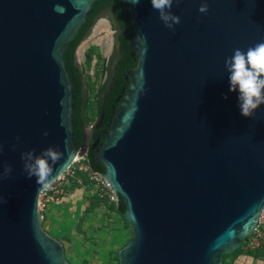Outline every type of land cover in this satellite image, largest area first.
<instances>
[{
    "label": "water",
    "instance_id": "95a60500",
    "mask_svg": "<svg viewBox=\"0 0 264 264\" xmlns=\"http://www.w3.org/2000/svg\"><path fill=\"white\" fill-rule=\"evenodd\" d=\"M96 1L0 0V264H71L39 200L87 155L65 53ZM120 1L137 64L93 146L132 231L119 264H224L264 211V0Z\"/></svg>",
    "mask_w": 264,
    "mask_h": 264
},
{
    "label": "trees",
    "instance_id": "16d2710c",
    "mask_svg": "<svg viewBox=\"0 0 264 264\" xmlns=\"http://www.w3.org/2000/svg\"><path fill=\"white\" fill-rule=\"evenodd\" d=\"M126 9L127 6L125 4H122L120 0L96 1L93 5L92 14L87 18L86 23L81 27L77 37L69 44L68 49L66 50V67L70 71L72 79L74 80V88L76 91L74 131L76 135V142L79 148H81L84 144L85 129L86 127L90 126V120L87 117L88 100L86 99L85 92L86 89L88 92L90 91V83L87 81V72L92 62V51L88 50L86 54L85 67L81 68L76 58L77 48L80 43L90 34L91 29L93 28L96 20L103 14L109 12L112 21L115 25V30L117 31V34L114 58H112L111 64H109L111 65V67L107 68L105 66V59L102 63V66H104L102 71L105 70V72L108 73V79L106 83L101 86V94H97L96 96V110L97 113H99L100 119H103V122L100 127H94L93 142L99 140L101 143L104 139V132H106L110 127L111 121L113 119V113L118 109L120 99L124 96L125 92L128 89V72L137 64L134 58L132 57V50L130 48V40L133 37V30L130 27L129 17L126 15L125 12ZM90 160L92 166L96 168L99 172L104 171L101 166L95 163L92 154H90ZM75 188L79 187H77L75 184H71L68 186L67 190L70 192L72 191V189ZM92 198L94 200L93 206H99L101 200H99L96 195H93ZM110 209L117 212L122 217L125 211V206L123 204L118 206L115 203L111 205ZM128 242L126 244H128ZM244 247L245 244L234 254L225 255L224 264H228L227 261L237 256L244 249ZM248 254L253 257L264 256V249L261 248L254 251L249 250ZM115 258L117 259V261L114 260ZM114 259H112L113 262L119 264L118 254H116Z\"/></svg>",
    "mask_w": 264,
    "mask_h": 264
},
{
    "label": "crops",
    "instance_id": "0c3cea01",
    "mask_svg": "<svg viewBox=\"0 0 264 264\" xmlns=\"http://www.w3.org/2000/svg\"><path fill=\"white\" fill-rule=\"evenodd\" d=\"M91 191L72 189L64 202L43 212L45 229L64 243L71 264H110L132 236L130 226L111 205L101 201L93 218L86 213Z\"/></svg>",
    "mask_w": 264,
    "mask_h": 264
},
{
    "label": "rangeland",
    "instance_id": "374dc122",
    "mask_svg": "<svg viewBox=\"0 0 264 264\" xmlns=\"http://www.w3.org/2000/svg\"><path fill=\"white\" fill-rule=\"evenodd\" d=\"M101 17L104 18L105 20H101L100 22L109 21V23L112 26L111 30H109L110 26L108 24L109 27L107 29L101 30L100 32H98L96 36L92 35V37L89 38L86 42H84L81 48L79 49L78 59H77L78 64L81 66V68L85 67L86 54L88 50L92 51L91 54L92 62L87 72V81L90 83L89 85L90 91L88 92L86 89L85 92L86 99L88 100L87 117L90 120L89 122L90 125H92L97 120L96 96L99 87L100 85L106 83L108 79V73H106L105 70L102 71L104 67L102 66V63L105 59V66L109 68L108 65L110 64L112 58L114 57L116 50V31L111 15L108 12L103 14ZM90 193L94 195L92 191ZM88 201L91 203V207L89 210L86 211V213L92 217L95 214L96 210L98 211L99 206L97 207L93 206L94 204L93 198L88 199ZM248 252L249 250L246 247H244V249L237 256L227 261L228 264H264V256L253 257L249 255ZM114 260L117 261L116 258ZM111 264H117V263L112 262Z\"/></svg>",
    "mask_w": 264,
    "mask_h": 264
},
{
    "label": "built area",
    "instance_id": "2783aa9c",
    "mask_svg": "<svg viewBox=\"0 0 264 264\" xmlns=\"http://www.w3.org/2000/svg\"><path fill=\"white\" fill-rule=\"evenodd\" d=\"M75 184L79 188H91L93 194L107 205L117 204L118 195L104 179L103 172H93L92 163L87 156L79 157L67 171L51 183L40 195L39 210L43 213L53 203H62L68 196V186ZM245 247L254 251L264 249V211L259 225L247 239Z\"/></svg>",
    "mask_w": 264,
    "mask_h": 264
},
{
    "label": "flooded vegetation",
    "instance_id": "af4514ba",
    "mask_svg": "<svg viewBox=\"0 0 264 264\" xmlns=\"http://www.w3.org/2000/svg\"><path fill=\"white\" fill-rule=\"evenodd\" d=\"M116 31V30H115ZM116 34H117V31H116ZM114 58V57H113ZM112 61V60H111ZM110 64H111V62H110ZM111 67V65H109V68ZM101 86L102 85H100V87H99V90H98V93L97 94H101ZM96 112H97V110H96ZM101 120H103L102 118L100 119V117H99V113H97V120L92 124V125H90V126H88V127H86V129H85V134H86V138H85V135H84V147H85V149L87 150V158L90 160V154H92V156H93V152H95V150H93V146L96 144V142H93V129H94V127H96V124L100 121V123H99V125L101 126V124H102V122L103 121H101ZM99 126V127H100ZM97 128V127H96ZM87 129H89V130H87ZM100 144L101 143H99L98 145H97V147L96 148H98L99 146H100ZM88 148V149H87ZM91 161V160H90Z\"/></svg>",
    "mask_w": 264,
    "mask_h": 264
},
{
    "label": "bare ground",
    "instance_id": "6f19581e",
    "mask_svg": "<svg viewBox=\"0 0 264 264\" xmlns=\"http://www.w3.org/2000/svg\"><path fill=\"white\" fill-rule=\"evenodd\" d=\"M109 26H108V23L107 22H100L98 25H97V27H96V29H95V33H98V32H100L101 30H103V29H107Z\"/></svg>",
    "mask_w": 264,
    "mask_h": 264
}]
</instances>
